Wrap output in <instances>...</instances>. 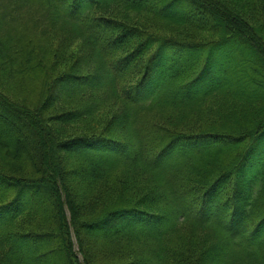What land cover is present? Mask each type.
Masks as SVG:
<instances>
[{
    "label": "trees",
    "instance_id": "trees-1",
    "mask_svg": "<svg viewBox=\"0 0 264 264\" xmlns=\"http://www.w3.org/2000/svg\"><path fill=\"white\" fill-rule=\"evenodd\" d=\"M263 140L264 0H0V264H264Z\"/></svg>",
    "mask_w": 264,
    "mask_h": 264
},
{
    "label": "rangeland",
    "instance_id": "rangeland-1",
    "mask_svg": "<svg viewBox=\"0 0 264 264\" xmlns=\"http://www.w3.org/2000/svg\"><path fill=\"white\" fill-rule=\"evenodd\" d=\"M150 18H145V19H143V20H149ZM145 21L143 22V23H141V24H145ZM240 60H242V59H235V61H240ZM250 60V58L249 57H244L243 58V61H249ZM251 62L253 63V65L254 66H256V67H258V63L256 62V61H254L253 59L251 60ZM256 75L255 74H249L248 75V78H253V77H255ZM256 77H258V75L256 76ZM252 80V79H251ZM254 83H255V81H254ZM256 85V84H255ZM234 86H235V84H234ZM245 144H247V142H245L244 143V145ZM261 144L263 145L264 144V140L261 142ZM262 149H264V147H262ZM256 154V153H255ZM264 155V154H263ZM256 155H254V156H249V158H248V160H251V159H253L254 157H255ZM255 171V168H253L252 170H251V172H254ZM79 258L81 259V256L79 255Z\"/></svg>",
    "mask_w": 264,
    "mask_h": 264
}]
</instances>
